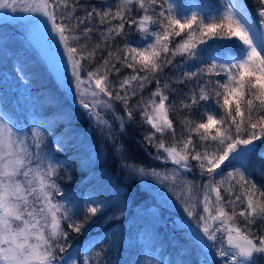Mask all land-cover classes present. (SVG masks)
Here are the masks:
<instances>
[{
    "label": "snow or ice",
    "instance_id": "6c2138e0",
    "mask_svg": "<svg viewBox=\"0 0 264 264\" xmlns=\"http://www.w3.org/2000/svg\"><path fill=\"white\" fill-rule=\"evenodd\" d=\"M78 2L0 0V10L37 17L29 23L37 43L47 46L52 70L69 85L74 79L80 106L121 157L124 145L116 143L107 117L111 115L124 132L133 113L139 112L151 128L142 146L154 148L153 159L175 168L145 170L123 159L121 166L156 178L170 191L179 189L177 199L187 217L181 226L201 251L208 250L204 264H218L208 255L219 256L223 264H256L258 257H264V187L252 179L253 171L264 176V151H258L257 144L264 143V32L249 23L248 10L240 0L226 2L222 14L207 18L197 11L178 14L171 0H116L115 10L103 0V7L77 16ZM253 3L259 22L264 23V0ZM134 7L138 16H133ZM94 19L107 25L106 30L100 31ZM125 25H135L141 33L137 46L127 43ZM78 29H82L79 34ZM93 32H99L101 43L91 44ZM117 36L125 39L124 46L109 47L102 64L87 70L85 62L94 61L102 45H111ZM56 37L63 55L55 50ZM179 37L183 38L177 41ZM233 38L239 42L237 55L223 60L212 57L206 66L185 71L175 80L165 79L161 86L160 74L177 56L200 60L201 46ZM117 63L132 69L131 74L119 79ZM69 65L72 79H68ZM113 73L116 83L109 79ZM192 80L196 83L184 99L178 104L170 101V94L177 91L172 84ZM153 81L155 90L144 97L145 87ZM137 96L140 99L131 103ZM113 101L123 106L124 115L116 111ZM202 103L199 119L193 118L192 109ZM183 109L187 114L181 116ZM170 112L180 122L179 136ZM46 133L40 128L27 132L7 118L0 119V264H76L73 253L61 255L70 246L66 228L82 233L90 218L103 211L101 201L89 199L81 217L79 209L73 212L57 199H67L59 180L70 181L71 176L66 171L61 176V162L49 149ZM57 144L55 152L65 150ZM254 155L258 168H250ZM192 162L206 183L197 184L185 175L193 171ZM124 210L118 208L114 218L123 216ZM98 245L99 241H90L83 250L90 253Z\"/></svg>",
    "mask_w": 264,
    "mask_h": 264
},
{
    "label": "rangeland",
    "instance_id": "374dc122",
    "mask_svg": "<svg viewBox=\"0 0 264 264\" xmlns=\"http://www.w3.org/2000/svg\"><path fill=\"white\" fill-rule=\"evenodd\" d=\"M171 2L174 4L175 8V5H180V7L183 8L187 7L186 9L189 10V14H191L192 11H197L200 14H203L208 17L219 16L220 14H222L225 10V3L231 2V0H171ZM240 2L243 3L246 9L248 10L249 23L251 25H254L256 30L264 32V23L259 22V17L256 14L257 5L253 3V0H240ZM80 7H77L79 9L76 12L77 16L84 15L85 10H87L86 8L81 9ZM138 15L139 13L134 7L133 16ZM35 18H37L35 15L27 12H11L10 10L6 9L0 10V23L6 22L10 27V33L13 34V37L22 39L23 42L26 43L30 47V49L37 54L38 59L45 66V69H47V71H49L52 75V79H54L55 84H57V86L62 89L60 94L63 96V98H65L64 96H66V98L68 99L69 105L64 115L65 123L68 124L65 128L69 126L67 130H70L71 123L77 122V124L80 125L79 131H81V134H83L84 137L87 138V141L84 142V147L88 155V161L84 159V165L90 170L98 169L99 172H97L99 174L101 173V175L105 177L104 185L106 188H108V199L106 200V206L104 207V210L107 207H112L115 209V211L102 219L98 218L97 223L98 226H100V229L106 227L109 223L113 224L114 221H118V223H120L122 222L123 218H127L132 214L139 219L143 217L147 218L149 220V224L152 225L153 229L156 222H165L163 220V217L166 215V213L172 215L174 213L182 220L186 219V213L183 212L182 205L177 199V196L180 194L179 189H173L172 191H170L168 187L164 186V183L158 181L156 178L138 175L132 170L121 166L123 159L124 162L132 163L135 166L143 167L145 168V170H150L154 168L157 171L171 172V170L175 168V165H172L170 162L164 163L162 160L153 159V156L155 155V149L150 146L145 149V147L142 146L143 138H139L134 135L138 129L137 127L139 124L143 128V132L146 133L151 131L150 126L143 123V119L139 112H134L132 122L126 124L124 132H120L117 122L112 120L111 115H109L107 119L112 124V128L116 136V143L123 144L125 148L122 157L121 154L116 153L114 150L113 143L109 139L105 138V133L95 125L94 121H90L84 109L80 106L79 99L76 98V84L74 79L71 78L70 65L68 66V79H72L70 85L68 83V80L61 81L60 79H58L56 73L52 70V66L48 54L46 52V44H44L43 42L37 43V41L34 39L32 26L30 25L29 21ZM40 18L42 19V17ZM92 23L100 31L106 30L107 25H99L96 19H94ZM113 23H117V21H113ZM81 30L82 29H78L77 34H79ZM125 32L128 33L127 37L125 38L127 43L133 46H137V42L141 41V33L136 30V26L132 25L131 27H129L128 25H125ZM132 34H136V36L130 39V36H132ZM52 35L55 37L54 33ZM91 36V44L101 43L99 32H93ZM182 38L183 37H179L176 39L178 41ZM125 39H122L121 37L117 36L116 39L111 42V45H102V47L97 51L96 59L91 63L85 62L84 67L87 70L95 69L98 65L102 64L103 59L107 57L109 47H111L112 49H115L117 46L123 47ZM83 42L84 40L82 39L81 43ZM238 44L239 42L235 38L215 39L210 40L207 45L201 46L202 51L200 53V60L185 61L183 57L177 56L175 60H173V63L169 65L175 67L173 68L174 70H168V66L166 67L167 69L165 68L163 73L160 74L161 86H163L165 79L171 78V80H175L176 77L181 76L182 73L185 71H195L198 67L206 66L205 62L209 61L212 57H216L220 60H223L226 58V56L231 55V53H237ZM4 46L5 41L1 39L0 52H4ZM55 50L60 55H63L64 53L63 45L59 42L58 37H56ZM63 58L66 62V55H64ZM117 67L121 68V71L119 73V79H122L126 75L131 74L132 72V69L121 67L119 63H117ZM0 75H2L3 77L2 79L5 82L7 89L14 100L15 106L21 107L23 108V110H28L34 107L35 103L37 105L40 103L39 97L36 95L35 92H33L31 82L23 75L21 71H19L18 69H9L2 71ZM81 75L85 76V73L82 72ZM141 75H143V73H141ZM109 79L112 80L114 83H116L118 80L115 73H113V75L110 76ZM216 79H223V77H217ZM195 83V80H192L186 81L184 84H180L179 100L176 101V94V96L170 94V101H176L178 104L180 100L185 98L184 93L187 92L190 87L194 86ZM175 85H172V87H174ZM84 87L86 88L87 85H84ZM69 88H71V91H69ZM155 88L156 84L155 81H153L150 85L145 87L142 95L144 97H147L151 91L155 90ZM139 99V96L134 97L131 103H135ZM113 103L116 105V111L120 115H124L122 110L123 106L115 101H113ZM39 105H41V103ZM39 105L37 107H39ZM202 108L203 103L201 104V108L192 109L193 118L199 119L198 113L201 111ZM185 114H187V109L180 110L181 116ZM169 115L170 118H172L174 121V126L176 127L177 134L179 136L181 132L180 122L173 113L170 112ZM47 116L48 114L44 112V110H38L35 113L29 114L27 118H24V116H22L20 118L21 120L13 119L9 116L8 113L4 111L0 102V119L7 118V122L14 124L17 128H22L27 132H30L35 128H40L42 132L47 130L46 143L49 149L53 153H55L56 159L61 162L60 167L62 176L64 174L62 169V162L64 161V159L61 157V152H55V149L58 146L57 143H55V138L57 136L54 135V133H56V131L58 130H61L62 127L60 129H56V131L53 132L52 129L57 128L59 124L52 121L49 126L45 122L48 120ZM50 120L52 119L50 118ZM81 134L76 139L79 143L78 146H80L81 144ZM129 144L134 145L135 147L140 149L143 148V153H146V157H148L147 160H150V162H145L146 160L144 161L143 157H140V154H136L137 152L134 151V146L131 148ZM108 153H111V155H109ZM153 160L155 161L154 164L152 162ZM112 164H114V167ZM192 164L193 171L191 173H185V175H187L188 179L194 180L197 184L202 185L203 183H206V177L200 176L199 169L195 167V162H192ZM92 176H94V174ZM57 199L63 202L60 197H57ZM63 203L65 204V202ZM121 206H123V208L125 209L123 216L116 215L114 218V214L117 213V209ZM70 207L71 211L73 212H76L77 209H79V207L73 202ZM241 223H243V221H241ZM120 233V228H115L114 226V228L112 229V234L115 235V245H118L119 241L123 239L122 237L120 238ZM136 240L137 242L139 241V239ZM205 251L207 252L208 250L205 249ZM69 252L70 251L67 250L61 255L67 256ZM73 256L76 260V264H80L79 261L76 259L75 254H73ZM208 256L210 260L217 261L218 264H223V262L220 261L219 256ZM261 258L263 259L264 257H258L257 261H259ZM134 263L159 264L150 256L138 258L137 261Z\"/></svg>",
    "mask_w": 264,
    "mask_h": 264
},
{
    "label": "trees",
    "instance_id": "16d2710c",
    "mask_svg": "<svg viewBox=\"0 0 264 264\" xmlns=\"http://www.w3.org/2000/svg\"><path fill=\"white\" fill-rule=\"evenodd\" d=\"M108 3L113 5V10H115L114 5L116 0H108ZM103 6V0H79L77 5V7L81 9L86 8L87 10H90L92 7L101 8ZM175 6L178 14H189V10L186 9L187 7ZM205 17L207 18V16ZM135 36L136 34H132L130 39ZM1 39L5 41V46L3 47L4 52H0V73L9 69H18L20 71L22 67L23 75L31 82L33 92L39 97L41 103V105H39L40 103L38 104L39 107L35 103V106L28 110L15 106L14 100L2 79L3 77L0 75V102L4 111L11 118L21 120L22 116L27 118L29 114L35 113L38 110H44L52 119L50 120L47 116L48 120L45 121L46 124L50 126L52 121L59 124L57 128L52 129L53 132L62 127L54 135L57 136L55 143L59 141L65 147V150L61 151V157L64 159L62 162L63 173L66 171L71 176L70 181L65 179L59 180L67 199L64 197L60 198L65 202L66 207L70 209L73 202L79 207L78 214L82 217L85 201L95 199L102 202L100 206L103 208V211L98 213L95 218H90L82 233L78 234L66 228L69 232L68 243L70 245L67 250L71 253L73 251L80 264H135L134 262L138 258L145 256H150L159 264H204L205 249L201 251L197 244L193 242L188 236L189 230L181 226L183 220L174 213L173 215L166 213L163 217L165 222H156L154 229L149 224L147 218L143 217L139 219L133 214L127 218H123L120 223L114 221L113 224L109 223L106 227L100 229L97 223L98 218H104L114 212L115 209L107 207L104 210L106 200L108 199V188L104 185L105 177L101 173H98V169L90 170L84 165V159L88 161V155L84 147V142L87 141V138L79 131L80 125L76 122L71 123L70 130H67L69 126L65 128L68 124L64 120V115L69 105L68 99L66 96L63 98L60 94L62 89L55 84L52 75L45 69L37 54L22 39L13 37V34L10 33V27L6 22L0 23ZM231 55L235 56L237 53H231ZM173 68L175 67L169 66L168 70H174ZM214 78L216 79L217 77ZM174 88L177 91L172 94L174 96L177 95L175 98L177 101L180 98V84H176ZM137 128L134 135L143 138L146 132H143L140 124ZM80 134L82 139L80 146H78L79 143L76 139ZM257 144L259 145L258 151H264V143L257 142ZM57 146L59 145L57 144ZM129 146L132 148L134 145L129 144ZM133 148L137 152V155L140 154V157H143L144 161L146 160L145 162H150V160H147L146 153H143V148L140 149L135 146ZM152 162L153 164L155 163L154 160ZM112 165L114 167V164ZM252 166L259 167L255 155L251 161L250 168ZM91 174H94V176ZM252 179L255 180L258 186L264 187V176L253 171ZM114 226L115 228H120V238H123L119 241L118 245H115V235L112 234ZM257 226L254 225L253 227ZM136 239H139V241L137 242ZM90 241H99V245L92 252H85L83 249L87 248ZM207 259L212 261L209 259V256H207ZM257 264H264V258L257 261Z\"/></svg>",
    "mask_w": 264,
    "mask_h": 264
}]
</instances>
